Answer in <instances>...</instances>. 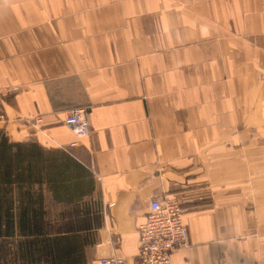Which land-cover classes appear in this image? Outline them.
<instances>
[{
  "label": "crops",
  "instance_id": "0c3cea01",
  "mask_svg": "<svg viewBox=\"0 0 264 264\" xmlns=\"http://www.w3.org/2000/svg\"><path fill=\"white\" fill-rule=\"evenodd\" d=\"M0 89L32 174L0 264H138L152 196L185 208L172 264H264V0H0Z\"/></svg>",
  "mask_w": 264,
  "mask_h": 264
},
{
  "label": "built area",
  "instance_id": "2783aa9c",
  "mask_svg": "<svg viewBox=\"0 0 264 264\" xmlns=\"http://www.w3.org/2000/svg\"><path fill=\"white\" fill-rule=\"evenodd\" d=\"M4 109L3 91L0 89V127L8 122ZM36 126L43 124L41 114L25 119ZM65 124L78 136L89 134L87 108L79 107L67 112ZM185 208L174 198L152 196L146 220L139 225L138 264H172L171 253L188 246L189 228L184 221ZM100 264H125L122 257L113 255L101 258Z\"/></svg>",
  "mask_w": 264,
  "mask_h": 264
},
{
  "label": "trees",
  "instance_id": "16d2710c",
  "mask_svg": "<svg viewBox=\"0 0 264 264\" xmlns=\"http://www.w3.org/2000/svg\"><path fill=\"white\" fill-rule=\"evenodd\" d=\"M7 142L5 139H2L0 141V198H8V197H14V191L10 187L13 182H18L21 184L23 181H31L32 174H24L23 170L20 168L21 164V157H18L16 154L15 156H12V150L15 145L9 143V145L6 144ZM18 148V155L23 154V149L20 146H17ZM22 150V151H21ZM33 149H31L32 151ZM30 157H33V153H29ZM15 165V166H14ZM37 176V174H35ZM33 180V179H32ZM9 185V187H7ZM21 186V185H20ZM35 194L32 193L30 189H27L25 192L22 190L21 187H19L18 192L16 193V196L18 198H28L31 199L34 197ZM0 205V234L1 230L11 228L12 225H14V221H12L7 214L9 212L13 213V210H9V206H6V209H2ZM13 208V205L10 206ZM25 210H23L21 207H19V213H25V212H32L37 214V210L34 208L32 209L31 205L25 206ZM19 224L21 228H26L27 223L19 220ZM31 225H37V222H30Z\"/></svg>",
  "mask_w": 264,
  "mask_h": 264
},
{
  "label": "bare ground",
  "instance_id": "6f19581e",
  "mask_svg": "<svg viewBox=\"0 0 264 264\" xmlns=\"http://www.w3.org/2000/svg\"><path fill=\"white\" fill-rule=\"evenodd\" d=\"M180 248H182V247H180ZM178 249V248H177ZM176 250V249H175ZM171 255H172V253H171ZM172 260V259H171Z\"/></svg>",
  "mask_w": 264,
  "mask_h": 264
},
{
  "label": "rangeland",
  "instance_id": "374dc122",
  "mask_svg": "<svg viewBox=\"0 0 264 264\" xmlns=\"http://www.w3.org/2000/svg\"><path fill=\"white\" fill-rule=\"evenodd\" d=\"M26 124H28L27 122H25ZM52 212H55V211H52Z\"/></svg>",
  "mask_w": 264,
  "mask_h": 264
}]
</instances>
